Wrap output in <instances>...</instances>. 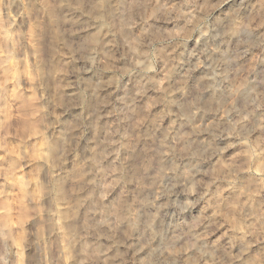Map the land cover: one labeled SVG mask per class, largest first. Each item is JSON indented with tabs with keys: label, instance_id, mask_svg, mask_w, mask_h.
Listing matches in <instances>:
<instances>
[{
	"label": "clouds",
	"instance_id": "obj_1",
	"mask_svg": "<svg viewBox=\"0 0 264 264\" xmlns=\"http://www.w3.org/2000/svg\"><path fill=\"white\" fill-rule=\"evenodd\" d=\"M0 264H264V0H0Z\"/></svg>",
	"mask_w": 264,
	"mask_h": 264
}]
</instances>
